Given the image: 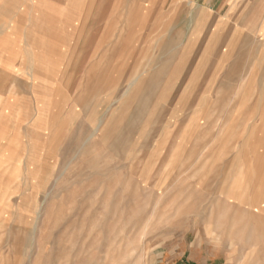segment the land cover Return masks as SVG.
<instances>
[{
    "label": "rangeland",
    "instance_id": "obj_1",
    "mask_svg": "<svg viewBox=\"0 0 264 264\" xmlns=\"http://www.w3.org/2000/svg\"><path fill=\"white\" fill-rule=\"evenodd\" d=\"M171 1L127 0L112 61L0 78V264H264L263 46L223 61Z\"/></svg>",
    "mask_w": 264,
    "mask_h": 264
},
{
    "label": "crops",
    "instance_id": "obj_2",
    "mask_svg": "<svg viewBox=\"0 0 264 264\" xmlns=\"http://www.w3.org/2000/svg\"><path fill=\"white\" fill-rule=\"evenodd\" d=\"M183 2V14L191 22L199 21L201 32L206 31L203 38L208 39L213 32L221 41L223 61L233 49L241 56L251 54L252 45L257 43L262 44L264 56V0H205L200 8L194 5L193 9L192 0ZM116 3L117 0H0V78H35L33 72L24 70V63L30 70L33 63L50 69L52 63L65 61H112L110 57L118 54V48L125 51L129 18L135 14L129 12L127 0L119 6ZM171 4L175 7L174 0ZM191 16L195 17L191 20ZM81 46L88 47L86 59L78 55ZM66 54L72 58L65 60ZM233 62L239 64L240 58ZM232 68V77L242 76L235 65ZM10 107L8 104V111ZM1 131H5L0 129V136H4ZM196 253L194 249L190 251L189 264L208 263L207 254L199 260ZM10 255L15 256L10 248L0 249V259Z\"/></svg>",
    "mask_w": 264,
    "mask_h": 264
}]
</instances>
